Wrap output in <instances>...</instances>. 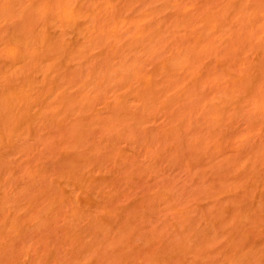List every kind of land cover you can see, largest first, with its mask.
Instances as JSON below:
<instances>
[{"label": "bare ground", "instance_id": "1", "mask_svg": "<svg viewBox=\"0 0 264 264\" xmlns=\"http://www.w3.org/2000/svg\"><path fill=\"white\" fill-rule=\"evenodd\" d=\"M14 1L0 0V42L12 60L0 71L6 81L0 88V264H59L56 248L46 261L27 262L16 242L51 225L56 209L69 203L67 223L74 226L79 192L100 208L98 196L107 192L98 190L99 176L78 173L110 155L126 158L132 177L150 170L142 175L153 177L150 182L158 178L152 171L185 167L184 182L202 189L183 206L179 182L140 184L141 204L132 213L114 218V210L102 207L89 220L93 231L64 234L72 247L63 249L64 264L132 260L127 247L136 239L148 242L139 247L147 264H264V239L254 241L264 236V0H121L118 13L104 0H26L18 10ZM58 24L77 25L84 39L69 53L47 33ZM62 61L83 62L89 71L48 81L50 68ZM157 61L162 64L146 68ZM160 117L164 125L149 127ZM238 120L244 127L232 131ZM102 124L115 133L95 128ZM94 134L104 140L80 150ZM28 136L41 140L33 151L58 140L49 167H26L32 153L17 142ZM138 139L139 157L149 155L156 167L121 147ZM26 170L29 181L19 175ZM165 210L173 221L164 231L157 223Z\"/></svg>", "mask_w": 264, "mask_h": 264}, {"label": "rangeland", "instance_id": "2", "mask_svg": "<svg viewBox=\"0 0 264 264\" xmlns=\"http://www.w3.org/2000/svg\"><path fill=\"white\" fill-rule=\"evenodd\" d=\"M105 2H108L109 4H112L114 8L112 9V12L118 13V10L121 6V0H104ZM16 4L14 5V8L23 9L26 7L27 3L26 0H15ZM21 16V15H20ZM16 23L15 19L12 20L7 26L5 27H11L12 25ZM77 25L67 26L64 27L61 24H58L57 26L48 29V34H51L55 38H59L62 40V44L64 45L66 52H68V49H73V43L78 39L80 41L84 40L78 31ZM129 36V33L125 35L127 38ZM125 37L123 36L121 38L122 41L125 42ZM80 38V39H79ZM82 42V41H80ZM3 50V44L0 42V71L9 69L10 65L12 63V60L10 57L6 56L2 52ZM97 51V50H96ZM133 58V56H132ZM208 62H204L205 65H207ZM162 64L161 61H157L154 65L148 66L147 69L153 68L154 66L158 67ZM132 69L131 66L126 67L127 72ZM76 70L84 71L87 73L89 69L84 66L83 62L80 61H70L65 62L62 61L60 64L56 63L54 64L50 70L47 73V79L50 82H59L60 81V75L64 72H74ZM35 76L39 80V85L44 84V75L41 71L36 70L34 72ZM11 75V73H9ZM234 74L225 76V80L227 82L232 81V78H234ZM15 80H12L13 83H19L21 80H18L17 78H14ZM24 80V79H22ZM0 88H6V81L5 78L0 80ZM100 110V109H99ZM103 111V110H100ZM264 115V114H262ZM264 119L263 116L260 115L259 120ZM258 120L259 124L260 121ZM238 123L234 126H231L232 131H238L242 129L244 126L242 120H238ZM165 118L160 117L156 121H153L149 124V127L152 128H159V126L164 125ZM102 133L109 132L110 134H114L115 130H113L112 127L102 124L97 127H95ZM104 140L103 136L100 135L99 137L94 134L93 138L88 141L87 143H83L79 149L84 150L86 147L89 146L93 141ZM142 139L134 140L129 144L123 143L121 144V147L124 150H127L130 154H134V157L136 160L142 161L144 164H148V161L153 165V167H156V164L159 163L154 159H151L149 155L143 158H140L138 153L142 150ZM41 144L40 138L31 137L28 136L24 140L18 141L17 145L24 146L26 148H29V151L32 153L29 157V163H27L26 167L29 169L30 167H33V169L42 168V167H49V162L53 159L54 153H58L59 151V144L58 140L56 138H53L50 142L47 144L41 145L39 151H33L32 148H37ZM168 145V144H167ZM163 146V145H162ZM164 147V146H163ZM165 148V147H164ZM155 149L160 150L161 152V142H157V145L155 146ZM37 152V153H36ZM36 153V154H35ZM169 153H166L163 155V158H166ZM92 157H94L93 154H90ZM126 158H119L117 156H106L99 159H94L88 163L89 165L83 168H80L78 175L84 176L87 172L98 175L100 178V185L98 186V190H101L102 192H107V195L100 194L98 196V199L101 201V207L96 209L93 206L88 205L87 201L82 197L81 192H79L76 196H78V200L76 201V205L82 208L81 212L79 213V220L76 222L74 226H69L67 223L68 216L71 214V207L72 205L69 203L67 205L60 206L56 209L57 215L54 218V221L51 225L48 223L43 224L41 227L33 229L29 232V235L25 241L21 240L17 241L16 246V253L21 255V258L25 259L27 262L38 259L42 261H46L45 258L48 254V252H52L53 248H56V257L60 261L59 264H64L63 261V249L69 250L72 249L71 245L66 243L65 238H63L64 234L66 232H72L74 230H80L85 235L89 231H93V227L90 223V219L92 216L97 217L98 215H101L104 213V210L101 209L102 207L107 210H114L115 215L114 218L118 216H126L135 210L137 207L136 205L141 204L140 202V194L138 193V188L140 184H143V186H149L152 187L155 185H158V180L160 179L161 183H164L167 180L172 181V183L175 184L176 182H179L180 188H181V196L179 192V201L182 202L183 206L190 205L189 201L192 200L194 197L191 196V194L198 192L202 189V187L193 188L191 186L190 182L185 183V178L187 175V171L185 167H182L181 169L177 166L175 169L171 168L166 173L162 171H158L155 173V171H152L151 174L158 175V178L154 182H150L151 180H154L153 177H147L144 178L142 175L145 173H150V170L146 171H135L136 177H132L130 173L127 172L126 168ZM241 170L238 171L240 173ZM23 180L29 181L30 174L29 171H22L19 174ZM41 187V185H36V188H33V191L36 193H41L38 191V189ZM179 189V187L177 186ZM188 191L189 194L184 196V193ZM27 196L25 194H22L19 200V204H23L26 200L24 197ZM163 199L155 200V201H161ZM204 202L207 203V200H204ZM83 211V214H82ZM113 214V215H114ZM163 215L162 219L158 221L157 225L162 226L163 230H166V223H171L173 221L172 211L171 210H165L162 211L161 214ZM73 223L74 220H73ZM88 238V237H87ZM264 239V236H256L254 241L257 243ZM148 242H144L143 239H136V242L132 246L127 247V253L131 255L133 258L121 260V261H112V260H105L104 264H147V258L145 259V254L143 250L140 249V246L147 247ZM9 258L11 256V253L8 254ZM50 264H55L54 261H51ZM201 264H208V261H202Z\"/></svg>", "mask_w": 264, "mask_h": 264}]
</instances>
